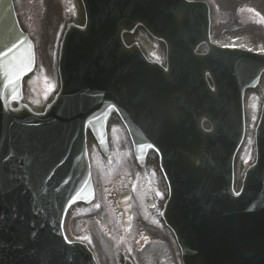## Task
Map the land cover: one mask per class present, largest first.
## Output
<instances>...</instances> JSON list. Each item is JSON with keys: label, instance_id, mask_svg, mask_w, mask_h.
<instances>
[{"label": "water", "instance_id": "95a60500", "mask_svg": "<svg viewBox=\"0 0 264 264\" xmlns=\"http://www.w3.org/2000/svg\"><path fill=\"white\" fill-rule=\"evenodd\" d=\"M155 1L81 0L86 7V25L83 29L74 26L68 28L58 68L62 88H71L75 96L72 97L73 102H63L62 89L44 118L51 122L65 121L61 118L68 114L66 111L74 108L82 110L77 115L83 119L85 126L89 120L95 126L96 121L105 114L103 111L108 102H103L104 107L100 108L92 97H88L91 92H80V73L75 61L76 56L83 53L87 33L95 30L96 8L104 15L99 29L102 31L105 26L109 27L110 34L115 35H112L110 42L117 50L122 45L120 35L123 31L131 32L137 28L147 30L166 46L165 69L172 76L177 73L182 77L187 104L183 119L186 130L184 132L181 129L182 114L173 109L176 101L182 103L183 93L166 82L162 68H158L159 72L155 74L156 69L151 68L134 47L130 50L131 73L123 79V85L129 87V93L122 90L120 99L113 105L120 109L125 123L134 124V119L138 120L140 116L134 101L138 100L146 110V115L141 118L142 132L144 136L154 133V137H147L145 143L156 146L161 154L162 173L169 191V202L163 218L178 246L181 263L264 264V117L257 134L258 161L249 169L248 183L246 181L242 194L237 198L232 196L230 189V164L241 137L240 95L250 76L264 69V58L237 51L217 50L209 45L206 54L196 56L195 49L206 38L193 35L186 23L182 34L181 30L176 33L167 20V11ZM175 1L184 10L190 7L184 1ZM151 3L150 9L142 7ZM10 8L8 0H0V51L7 49L15 39L14 45L20 40L12 24ZM186 21L188 19L183 18L182 23ZM207 79L213 91L207 87ZM175 86L180 87L177 78ZM138 89H144L145 92H141L136 99ZM192 109L195 111L193 123L190 116ZM149 113L152 115L149 116ZM21 114L28 113L22 109L18 115ZM204 119L210 120L213 125L208 134L200 131L199 125ZM67 122H76L78 127L81 120L70 118ZM157 123L161 126L162 134L154 130ZM188 144L207 149L209 171L206 177L199 175L196 170L195 165L201 157L193 153L194 149L191 152ZM54 162L56 164L55 159ZM76 166L77 173L84 180L81 154ZM63 170L64 167H60L54 173L56 185L64 177ZM66 203L59 214L60 231ZM54 230H35L44 247V254L59 260L68 257L70 264H73L71 257L78 262L76 264H89L80 252L68 251ZM24 234L26 232L14 223L4 231L0 228V242L20 241L32 247L30 241L23 237ZM23 263L34 264L27 260Z\"/></svg>", "mask_w": 264, "mask_h": 264}, {"label": "rangeland", "instance_id": "374dc122", "mask_svg": "<svg viewBox=\"0 0 264 264\" xmlns=\"http://www.w3.org/2000/svg\"><path fill=\"white\" fill-rule=\"evenodd\" d=\"M217 1L221 4L222 10L227 11V12H230V11L236 12L235 9L233 8V5H234L233 2L234 1H230L229 2L230 5L226 3V0H217ZM246 1L252 5L253 10L257 15H263L264 14V0H246ZM19 2L23 6V8L28 11V14L33 17L34 25H37L38 21H39V17L41 18L43 15H45V12H47V9H45V10L42 9V0H32L31 3H28L27 0H19ZM239 2H241V0H239ZM239 2H237L236 5H238ZM44 4L51 8V12L49 14L45 15L47 21L45 24H41L40 28H39L40 47H41V53L42 52L44 53V56H45L44 58H46L48 56L50 61H52L53 45L55 42V37H56L57 31H58L59 25L61 24V16H60L61 10H60L59 1L53 2V1H49V0H44ZM233 9H234V11H233ZM226 14H229V13H226ZM230 18H233V14H230ZM240 18L244 19L245 21H251L253 19V17L250 14H245V15L241 16ZM224 21H225V17H224ZM227 23H228L227 24V30H228L229 29L228 26L230 25L228 15H227ZM219 28H220V30L224 29L225 31H227L226 28L223 26H221ZM249 29H251L252 31L249 34H247L241 38L244 41V43L242 45L243 46L260 45L261 47H264V35H259L260 31L262 30V27H259L256 24H251L249 26ZM247 32H248V30H245V33H247ZM231 38H233V34L231 35L230 33L229 34L226 33V35H224L222 37L219 36L218 40L220 42H222L223 44H226V43L230 42ZM147 48L150 49V46L148 44H147ZM48 51H49V54H48ZM44 58L41 55L42 66L44 68H48ZM47 70L48 71H47L46 75L49 78H51L52 69L50 70L48 68ZM42 76L44 77L43 69L41 70V77ZM41 83L46 84L47 81H46V83L41 81ZM247 154H248V150H247L245 155H247ZM242 166H243V164H241L240 168L238 169L239 173L242 170ZM149 251H151V252L147 255V260L145 263H143V260L138 257L139 261H141L143 264H149V260L152 258V256L154 254L163 255V257L166 260V263L162 262V264H176L175 258L172 255V250L169 248H166L165 246H162V245L151 246L149 248ZM156 255L153 257L150 264H159L158 260H156V259H158L160 257H158ZM172 257L174 258L173 262H172Z\"/></svg>", "mask_w": 264, "mask_h": 264}, {"label": "flooded vegetation", "instance_id": "af4514ba", "mask_svg": "<svg viewBox=\"0 0 264 264\" xmlns=\"http://www.w3.org/2000/svg\"><path fill=\"white\" fill-rule=\"evenodd\" d=\"M124 150L122 149V146H119V157L120 155L123 156ZM99 171L101 175L106 178L110 179L111 177H114V180L120 181L123 180L126 177V180L123 183L115 182L113 185L107 184L108 188L106 192H103L102 190V195L103 193L106 194V201L107 199L109 202H107V205L109 207L106 209V213L112 214L113 215V220L115 221L114 227H109L107 228L106 226H103L104 231L106 232V235L109 238L110 244L116 248L120 247L123 244L124 240H128L129 237L128 235H122L121 230L119 229L120 226H123V221H122V213L119 212L118 204H119V195L123 193L124 191L128 190L130 193V211H131V220L129 224L128 230L130 231L131 235L134 237V246L139 249L141 246V242L138 241L137 236L139 234H142V230L138 232V219L139 218H147L149 219L154 225L155 223L149 218L148 215H145L141 212V209L139 207V202L137 199V196L135 194V187L137 188V179H136V171L132 169L130 165L123 164L121 166H113L111 169L105 168V167H100ZM96 175H99L96 173ZM117 175V176H116ZM104 186V185H103ZM102 186V187H103ZM158 194L157 189H155V195ZM105 196V195H103ZM99 219L96 220L98 224H102V218L101 216L98 217ZM115 228L118 229V235H116V238L114 240L111 239V234L114 233Z\"/></svg>", "mask_w": 264, "mask_h": 264}, {"label": "snow or ice", "instance_id": "6c2138e0", "mask_svg": "<svg viewBox=\"0 0 264 264\" xmlns=\"http://www.w3.org/2000/svg\"><path fill=\"white\" fill-rule=\"evenodd\" d=\"M11 51V49H8V51H6V52H4L3 53V55L4 56H7L8 55V53ZM22 63V62H21ZM25 68H27V65H24V66H22V67H20V66H18L17 67V71H16V76H17V78H19V74L21 73V72H23L24 70H25ZM9 83H12V81H9ZM46 87L48 88V89H51L52 87H54V86H52V85H47V83H46ZM15 97L13 96V97H10V99H14ZM151 147V146H150Z\"/></svg>", "mask_w": 264, "mask_h": 264}]
</instances>
